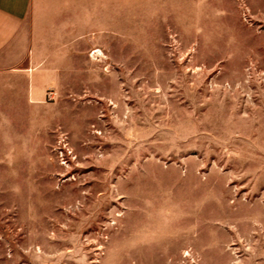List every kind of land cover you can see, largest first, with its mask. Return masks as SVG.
I'll list each match as a JSON object with an SVG mask.
<instances>
[{"label": "rangeland", "instance_id": "1", "mask_svg": "<svg viewBox=\"0 0 264 264\" xmlns=\"http://www.w3.org/2000/svg\"><path fill=\"white\" fill-rule=\"evenodd\" d=\"M106 53L0 75V264H264V0L116 1Z\"/></svg>", "mask_w": 264, "mask_h": 264}, {"label": "crops", "instance_id": "2", "mask_svg": "<svg viewBox=\"0 0 264 264\" xmlns=\"http://www.w3.org/2000/svg\"><path fill=\"white\" fill-rule=\"evenodd\" d=\"M116 1L126 0H0V75L18 76L22 97L40 103L81 83L84 67L108 73Z\"/></svg>", "mask_w": 264, "mask_h": 264}]
</instances>
